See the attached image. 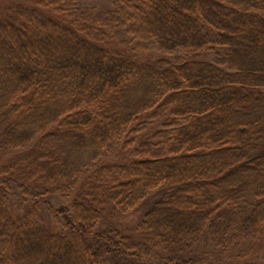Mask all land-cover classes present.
I'll list each match as a JSON object with an SVG mask.
<instances>
[{
    "label": "trees",
    "instance_id": "obj_1",
    "mask_svg": "<svg viewBox=\"0 0 264 264\" xmlns=\"http://www.w3.org/2000/svg\"><path fill=\"white\" fill-rule=\"evenodd\" d=\"M113 6L17 0L0 12V153L26 150L0 165V264H138L144 246L98 229L109 207H145L142 238L167 264H204L191 256L202 242L226 252L264 232V0ZM202 23L223 56L205 58L214 44ZM135 39L183 54L141 60ZM145 122L161 123L159 150L104 160ZM14 186L24 202L73 193L56 209L67 230L45 229L36 209L10 217L3 200Z\"/></svg>",
    "mask_w": 264,
    "mask_h": 264
},
{
    "label": "rangeland",
    "instance_id": "obj_2",
    "mask_svg": "<svg viewBox=\"0 0 264 264\" xmlns=\"http://www.w3.org/2000/svg\"><path fill=\"white\" fill-rule=\"evenodd\" d=\"M17 0H0V12L11 10ZM81 7L90 13H101L113 9V0H79ZM205 33L211 36L213 40V48L203 53L205 58L213 60L216 56H223L225 49L215 44V32L209 26L201 24ZM128 39L129 36H126ZM138 58L152 63L167 64L175 59L177 55H182L183 51H175L168 53L158 48L154 40L150 39H135L133 42ZM132 46V47H133ZM162 129L160 122H145L139 132L129 131L119 140H115L109 149L105 152L104 160L108 163L123 164L133 161L135 158L145 156L148 148L151 151H157L161 148L162 139L159 137L158 131ZM2 130L0 127V142L2 139ZM144 144L140 156L136 155L138 149ZM146 144V145H145ZM148 144V145H147ZM144 151V152H143ZM26 150L11 151L0 153V165H9L16 158L24 155ZM1 177H5L4 173H0ZM23 189L19 187L10 188L7 191L5 199V208L7 214L14 219L24 216L29 211L37 210L40 224L50 232L60 233L66 231L63 227L62 215L57 213L59 207L70 208L73 204V193H67L65 190L54 189L51 195L40 199L36 202L26 199L23 200ZM0 200L2 198L0 197ZM146 208H138L137 210L128 212H119L112 207L107 208L104 215L101 217L98 229L118 228L123 233L138 241L145 247L143 256L138 264H167L168 255L158 247L152 245L150 241L144 237L140 224L144 219ZM147 253V254H145ZM194 258L199 259L204 264H264V232L257 239H250L245 244L237 249H231L223 252L213 243L202 242L197 247H194L191 253ZM190 255L188 257H191ZM124 264H131L130 260L121 259ZM112 264V263H109Z\"/></svg>",
    "mask_w": 264,
    "mask_h": 264
}]
</instances>
